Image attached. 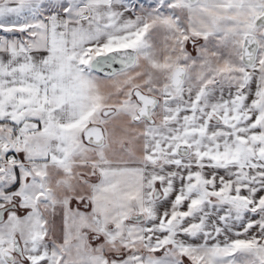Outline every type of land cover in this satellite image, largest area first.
Segmentation results:
<instances>
[{"label": "snow or ice", "instance_id": "snow-or-ice-1", "mask_svg": "<svg viewBox=\"0 0 264 264\" xmlns=\"http://www.w3.org/2000/svg\"><path fill=\"white\" fill-rule=\"evenodd\" d=\"M0 264H264V0H0Z\"/></svg>", "mask_w": 264, "mask_h": 264}]
</instances>
